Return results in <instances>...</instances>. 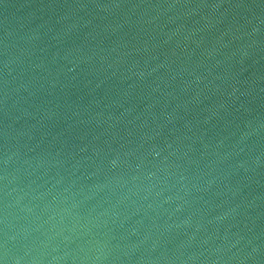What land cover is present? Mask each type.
<instances>
[{
  "label": "water",
  "instance_id": "1",
  "mask_svg": "<svg viewBox=\"0 0 264 264\" xmlns=\"http://www.w3.org/2000/svg\"><path fill=\"white\" fill-rule=\"evenodd\" d=\"M6 233L20 264H264V0H0Z\"/></svg>",
  "mask_w": 264,
  "mask_h": 264
},
{
  "label": "clouds",
  "instance_id": "2",
  "mask_svg": "<svg viewBox=\"0 0 264 264\" xmlns=\"http://www.w3.org/2000/svg\"><path fill=\"white\" fill-rule=\"evenodd\" d=\"M12 240H14V237L10 236L8 233H6L5 245H4V254H3V259L0 260V264H9L10 259H12L14 261V264H20L22 257H13L11 255V249L9 247V242Z\"/></svg>",
  "mask_w": 264,
  "mask_h": 264
}]
</instances>
